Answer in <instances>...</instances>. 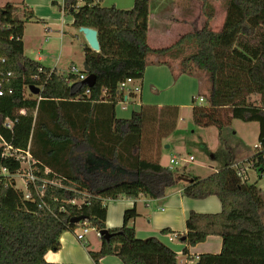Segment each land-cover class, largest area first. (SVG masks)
I'll return each instance as SVG.
<instances>
[{
	"label": "trees",
	"instance_id": "1",
	"mask_svg": "<svg viewBox=\"0 0 264 264\" xmlns=\"http://www.w3.org/2000/svg\"><path fill=\"white\" fill-rule=\"evenodd\" d=\"M100 1L51 3L72 17L71 27L97 33L99 51L84 48L88 74L95 77L92 87L78 80L79 74L88 75L82 70L58 74L26 57L21 38L34 18L32 10L23 2L0 7V264H54L44 255L60 249L64 232L79 226L107 230L108 201L141 195L162 199L182 181L187 182L184 197L215 196L221 204L217 214L190 212L186 232L176 235L185 244L184 254L208 236L221 239L218 254H200L193 264H264V193L243 180L235 166L187 179L162 167L157 157L144 158V128L155 121L150 111L159 113L156 135L168 136L176 128V107L142 106L127 119L115 114L124 98L118 85L140 81L148 65L167 66L173 80L202 73L208 87L199 96L202 103L192 98L193 123L218 129L232 120L257 123L258 145L246 161L264 174V0H228L219 31L211 30L207 19L200 29L159 49L147 43L151 0H133L129 10L101 7ZM30 86L39 93L32 94ZM6 146L28 150L33 182L18 161L5 155ZM16 174L24 191L15 188ZM79 216L85 220L70 223ZM136 216L134 209L126 210L122 225L108 229V238L99 237V249L88 251L92 264L105 256L122 264H177L176 254L158 239L135 237L129 222Z\"/></svg>",
	"mask_w": 264,
	"mask_h": 264
},
{
	"label": "crops",
	"instance_id": "2",
	"mask_svg": "<svg viewBox=\"0 0 264 264\" xmlns=\"http://www.w3.org/2000/svg\"><path fill=\"white\" fill-rule=\"evenodd\" d=\"M21 2L29 7L34 15V18L28 24L42 23L44 26L51 27H58L63 24L71 26L72 17L70 16L71 18L67 19V15L61 9H57L56 12L53 11V6H51L52 2L60 5L62 0H20L17 4ZM129 3L128 5L127 0L119 2L115 0L100 1L101 7L114 6L121 10L131 9L133 0ZM5 4L0 5V7ZM225 7L226 5L222 4L220 0H151L147 43L154 49L168 47L184 34L200 29L207 19H209L210 27L217 24L211 30L219 31L225 17ZM187 26H189V29H193L185 31ZM22 43L24 53V40H22ZM35 61L50 69L42 64L43 58L38 57ZM173 68L176 69V65ZM134 85L139 87L140 90L136 93H132V91L131 93L124 92L123 100L115 106L116 117L127 119L132 112L139 111L142 106H153L157 109L171 106L176 107L178 112L180 109L191 110L192 98L197 94L201 82L198 78L187 75H180L176 80H173L171 71L167 66L148 65L145 68L143 78L136 81ZM132 88L134 87H131L130 90ZM252 124L255 123L232 120L227 128L219 129L217 146L219 148L218 155L223 160L222 163L217 166L197 165L188 174H184L187 179H203L221 170L226 165L234 167L251 158L255 154L258 145V142L253 143L258 139V124L256 123L255 126ZM165 145L164 143L162 147ZM165 148H169V146ZM207 149L211 154V160L214 161L215 156L212 155L208 147ZM168 166L169 163L167 166L162 167L168 168ZM172 170L177 169L175 167ZM245 176L249 184H255L264 193V174L259 175L256 170L249 168ZM186 185V181L179 182L168 189L162 199L155 200L141 195L135 199L119 198L108 201L105 217L106 229L120 227L123 223L124 212L134 209L137 216L129 222V225L134 228L135 237L137 239L149 237L158 239L176 254L177 264H193L200 254H218L221 250V239L217 236H208L203 242L188 247L187 254L183 253L185 244L176 238V235H182L186 232L185 222L190 212L217 214L221 211V204L215 196L202 200L184 197L182 189ZM260 216L264 222V208L260 211ZM90 229L95 234L84 237L86 244L75 240L74 232L79 231L78 228L74 232L61 234L59 238L60 249L57 252H46L44 260L47 263L54 264H92L88 251L99 249L100 238L96 235L94 229ZM163 229H168L170 233H160ZM99 264H122V262L115 256H105L99 260Z\"/></svg>",
	"mask_w": 264,
	"mask_h": 264
},
{
	"label": "rangeland",
	"instance_id": "3",
	"mask_svg": "<svg viewBox=\"0 0 264 264\" xmlns=\"http://www.w3.org/2000/svg\"><path fill=\"white\" fill-rule=\"evenodd\" d=\"M115 1L119 2L121 0ZM127 1L129 5L131 3L129 1L131 0ZM221 1L222 4L227 5L228 0ZM18 2L20 0H0V5L5 3L17 4ZM217 10L220 11L219 8ZM53 11L57 12V8L53 7ZM70 18L67 15V19ZM28 23L25 24L22 32V36H24L22 40L25 42L24 55L26 57L34 60L38 57L43 58L42 64L50 69L56 68L55 71L58 74H66L71 66H74L77 71L83 68L84 47L88 46V44L78 29L67 26L68 24L51 27L44 26L42 23ZM216 25L213 24L212 27H216ZM192 29H189V26H187L185 31ZM174 63L176 64L175 61ZM197 76L201 82V86L194 96L196 102L199 96H202L206 92V88L208 87L206 76L202 73H198ZM135 83L136 81H132L127 85V88L135 87ZM149 114L154 116L155 121L147 122L144 128L141 150L144 158L153 160L157 157L155 161L161 166H167L170 158L174 157L178 161L176 169L180 174H188L197 165L217 166L222 163L223 160L218 155L217 139L219 129L216 126L195 125L192 121L191 110L180 109L177 114L175 130L168 136H165L163 133L156 135V131L159 129L157 122L159 120V113L157 111H150ZM252 125L255 126L256 123ZM228 126V124H225L222 128L225 129ZM257 142L258 139L253 141L254 144ZM164 143L166 145L162 147ZM167 146L169 148H165ZM207 147L211 150L212 155L215 156L213 158L214 161L211 160V154H209ZM189 157H192L193 160L189 161ZM181 159H185L187 162H180ZM13 180L16 189L19 191L25 190V184L20 175H14ZM78 230L81 232L82 227L79 226ZM94 234V231L88 228V234L85 237Z\"/></svg>",
	"mask_w": 264,
	"mask_h": 264
},
{
	"label": "built area",
	"instance_id": "4",
	"mask_svg": "<svg viewBox=\"0 0 264 264\" xmlns=\"http://www.w3.org/2000/svg\"><path fill=\"white\" fill-rule=\"evenodd\" d=\"M99 1L100 0H95L96 3H98ZM69 72L72 74H78L79 73V71H77V69L74 66L70 67ZM85 78H86V76L84 74H79L78 80L83 81V80H85ZM132 81L133 80H131V79H126L125 81L121 82L118 85V91L121 93H124L126 91L130 92V93H131V91H132V93L138 92L140 90L139 87H134V88H132V90H130V88L129 89L127 88V85L129 83H131ZM88 93H89V91L86 90L85 94H88ZM1 94L2 93L0 92V96H1ZM202 102H203V99L201 97L198 98L197 103L200 104ZM23 113H24L23 111H20V114H23ZM5 127L10 130L11 124L9 122H6ZM5 155L20 163L21 167L25 171L26 180H28L30 182L34 181V178H33L32 172H31V169H32L31 166L34 164V161L30 157L28 150H26L24 152L23 151H17V150L12 149L10 146H6L5 147ZM192 160H193L192 157H189V161H192ZM180 162L186 163L187 161L185 159H181ZM177 166H178V161L174 157L170 158L168 168L170 170H172L173 168H175ZM262 166L264 169V163ZM235 167L238 169L237 174L239 176H241L243 180H247L245 174L249 168H252V164L250 162L244 161V162H241V163L235 165ZM2 172H5V169H2ZM25 198L26 199L28 198L27 193L25 194ZM87 232H88V227L82 226L81 232H79V231L74 232L75 240L79 243L86 244L84 237H85V234ZM96 235L98 237H100V234L97 231H96Z\"/></svg>",
	"mask_w": 264,
	"mask_h": 264
},
{
	"label": "water",
	"instance_id": "5",
	"mask_svg": "<svg viewBox=\"0 0 264 264\" xmlns=\"http://www.w3.org/2000/svg\"><path fill=\"white\" fill-rule=\"evenodd\" d=\"M79 32H81L84 36V39L86 40L87 44H88V48H90L92 51L94 52H98L99 51V44L97 41V33L95 30L90 29V28H79L78 29ZM83 72L85 73H89V68L87 67L86 63H83V68H82ZM95 83V77L92 74H88L87 77L85 78V80L82 81V84L85 85L86 87H92ZM30 91L32 92V94L36 95L39 93V89L35 88L33 86H30ZM85 218L83 216H79V217H74L70 220V223H74L77 224L79 222L84 221ZM99 234L103 237V238H108L109 234L107 232V230H103L100 231Z\"/></svg>",
	"mask_w": 264,
	"mask_h": 264
},
{
	"label": "bare ground",
	"instance_id": "6",
	"mask_svg": "<svg viewBox=\"0 0 264 264\" xmlns=\"http://www.w3.org/2000/svg\"><path fill=\"white\" fill-rule=\"evenodd\" d=\"M99 233V232H98ZM100 237H101V235H100Z\"/></svg>",
	"mask_w": 264,
	"mask_h": 264
}]
</instances>
